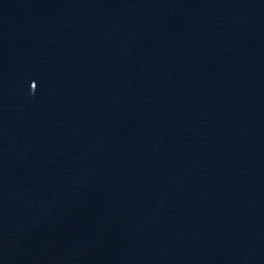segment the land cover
<instances>
[{
	"label": "water",
	"instance_id": "water-1",
	"mask_svg": "<svg viewBox=\"0 0 264 264\" xmlns=\"http://www.w3.org/2000/svg\"><path fill=\"white\" fill-rule=\"evenodd\" d=\"M0 264H264V0H0Z\"/></svg>",
	"mask_w": 264,
	"mask_h": 264
}]
</instances>
